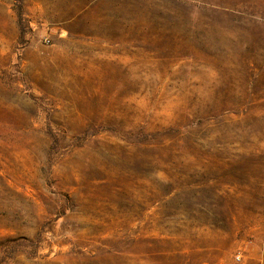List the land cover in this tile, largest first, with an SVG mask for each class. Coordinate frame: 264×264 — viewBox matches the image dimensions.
I'll list each match as a JSON object with an SVG mask.
<instances>
[{
  "label": "rangeland",
  "instance_id": "rangeland-1",
  "mask_svg": "<svg viewBox=\"0 0 264 264\" xmlns=\"http://www.w3.org/2000/svg\"><path fill=\"white\" fill-rule=\"evenodd\" d=\"M0 264H264V0H0Z\"/></svg>",
  "mask_w": 264,
  "mask_h": 264
}]
</instances>
